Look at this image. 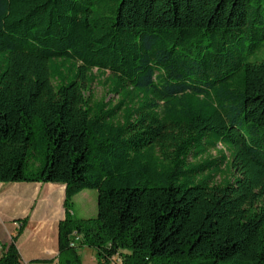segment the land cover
I'll return each mask as SVG.
<instances>
[{
  "label": "trees",
  "instance_id": "16d2710c",
  "mask_svg": "<svg viewBox=\"0 0 264 264\" xmlns=\"http://www.w3.org/2000/svg\"><path fill=\"white\" fill-rule=\"evenodd\" d=\"M9 182L65 185L57 255L28 264H264V0H0Z\"/></svg>",
  "mask_w": 264,
  "mask_h": 264
},
{
  "label": "crops",
  "instance_id": "0c3cea01",
  "mask_svg": "<svg viewBox=\"0 0 264 264\" xmlns=\"http://www.w3.org/2000/svg\"><path fill=\"white\" fill-rule=\"evenodd\" d=\"M64 197L65 185L61 183H0V231L2 226H9L0 234V244L8 242L20 220L28 217L16 243L22 263L54 258L58 252V223L65 217Z\"/></svg>",
  "mask_w": 264,
  "mask_h": 264
},
{
  "label": "rangeland",
  "instance_id": "374dc122",
  "mask_svg": "<svg viewBox=\"0 0 264 264\" xmlns=\"http://www.w3.org/2000/svg\"><path fill=\"white\" fill-rule=\"evenodd\" d=\"M92 92L96 99H99L105 95L104 88L101 85L95 83L92 85ZM109 97L110 96H108L107 99ZM219 179L220 176H217L216 180L219 181ZM96 197H97L96 190L85 189L81 193H79V195H77V197L73 199L72 211H73L74 219L79 220V219H87V218L95 217L97 212ZM23 219H25L27 223L28 217H24ZM7 229H9V226L7 224L5 226H2L0 234L5 233ZM78 253L81 257L82 264H96L94 258V250L92 248L86 246L80 247L78 248ZM0 254H1V244H0Z\"/></svg>",
  "mask_w": 264,
  "mask_h": 264
}]
</instances>
